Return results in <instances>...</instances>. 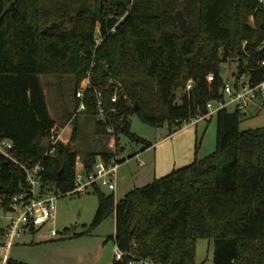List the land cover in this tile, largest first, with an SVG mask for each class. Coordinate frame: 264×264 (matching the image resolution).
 <instances>
[{
	"label": "trees",
	"instance_id": "obj_1",
	"mask_svg": "<svg viewBox=\"0 0 264 264\" xmlns=\"http://www.w3.org/2000/svg\"><path fill=\"white\" fill-rule=\"evenodd\" d=\"M178 9L186 27L177 25ZM97 32L103 38L98 46ZM244 40L249 51L264 40L259 0H0V142L10 139L14 145V160L0 153V199L8 203L26 189L19 163H35L49 147L56 122L41 75H74L76 95L94 63L85 120L95 119L99 135H110L112 125L116 137L125 133L145 150L153 142L131 130L130 116L167 125L172 133L207 114L209 101L224 98L222 65L243 53ZM110 78L123 85L116 102ZM179 89L184 90L180 102ZM98 92L108 121L99 118ZM216 115L214 152L118 201L114 192L96 186L93 221L68 236L90 234L115 212L116 233L109 239L128 254L162 264H196L198 240L209 239L214 264H264V126L241 129L248 116L236 108ZM79 136L80 125H75L70 142H60L44 160L45 186L63 192L74 187ZM112 155L89 151L83 161L92 169L98 157ZM5 264L27 263L8 258Z\"/></svg>",
	"mask_w": 264,
	"mask_h": 264
},
{
	"label": "built area",
	"instance_id": "obj_2",
	"mask_svg": "<svg viewBox=\"0 0 264 264\" xmlns=\"http://www.w3.org/2000/svg\"><path fill=\"white\" fill-rule=\"evenodd\" d=\"M260 7L264 8V0H259ZM251 20H254L252 15ZM114 30V29H112ZM103 38L100 33L95 35V43L98 46ZM247 41H243V53L234 57H227L222 66H225L226 73L232 67L235 71L232 73L233 81L225 78L223 86L224 98L219 100H211L207 103L208 113L192 119L204 118L217 113L220 109L232 106L248 115L253 105L264 104V40L253 50L249 51L246 47ZM221 54L223 53L220 48ZM94 56V55H93ZM94 63H92L91 68ZM86 72L76 91V98L79 100L77 113L86 109L85 92L92 87L91 76L92 69ZM213 74L208 76L212 80ZM110 83H114L115 93L112 101L118 99V92L123 89V85L119 81L110 78ZM193 85V79L187 83L186 89L190 90ZM97 108L99 118L108 121V112L104 108L101 93H97ZM113 111H115L113 109ZM108 131L115 135L112 125H109ZM63 142V134L53 127L49 137V147L45 151L40 160L35 163H19L26 176V189L11 197L8 203L0 199V236L5 239L3 245L9 250L14 244L15 239L27 232L36 231L44 227L48 228V232L52 237L59 235V231L55 228L57 217V200L66 195L78 196L94 190L96 186L104 189L114 190L116 188V177L119 167L118 153L110 156L108 160L98 157L92 169H88L83 159L77 157L74 170L75 180L74 187L63 192L55 187L44 185V160L55 154L57 146ZM13 142L10 139H3L0 142V153L13 159L11 150ZM3 241V240H2ZM6 261V257L4 258ZM115 264H162L152 257L138 256L128 254L121 250L116 244L113 257Z\"/></svg>",
	"mask_w": 264,
	"mask_h": 264
},
{
	"label": "rangeland",
	"instance_id": "obj_3",
	"mask_svg": "<svg viewBox=\"0 0 264 264\" xmlns=\"http://www.w3.org/2000/svg\"><path fill=\"white\" fill-rule=\"evenodd\" d=\"M94 7L97 8L98 5L94 4ZM179 10L181 9H178L177 11ZM234 71L235 68L232 67L224 73V77L233 81L232 73ZM41 80L50 115L55 120V126L57 129L63 134V143L68 144L70 142L75 125H80V136L77 141L79 155L77 157L83 159L84 154H87L89 151H94L97 153H118L120 158H126L129 160L131 157H136V154L142 151L144 146L143 143L132 140L125 133H119L118 137L113 134H97L95 132V119L85 120L84 113H77L78 103L75 95L76 83L74 75L43 74L41 75ZM183 92L184 90L182 89L178 90V102L181 101ZM229 109L233 110V107L230 106ZM208 121V123L212 126L216 125L215 116L212 120L209 119ZM130 124L131 130L134 133L142 139L151 142L160 140L163 137V127H167V125L154 126L148 124L144 122L137 113L130 116ZM240 127L243 129L242 125H240ZM209 135H211V129L209 130V133L206 134V137ZM201 136L202 133L199 135V140H201ZM46 143L49 144L48 141ZM135 160H131L132 162L125 164L124 167H128L127 165H130L131 163H136ZM103 190L105 192H113V190H109L107 188H104ZM97 207L98 197L93 190L78 196L66 195L60 197L57 200V217L55 224V228L59 231V235L52 237L48 232V228L44 227L36 231L27 232L16 238L15 243H18L14 245V248L21 246L23 241L28 238L34 239L38 243H43L44 241L46 242L51 238L54 240L57 239V241L69 240L71 238L68 235L72 232H83L88 228L94 219ZM110 217L111 216L106 218L96 227L94 231L96 232V235L93 237L103 234V232H101L103 230L106 235L112 231L113 226L111 220H109ZM85 235L88 236L89 234ZM2 240V243H4L5 239L2 238ZM2 245H0V252L4 251V247ZM115 249V242L113 240H109L102 264H114L113 257ZM213 256L214 242L209 239H199L196 247V264H214Z\"/></svg>",
	"mask_w": 264,
	"mask_h": 264
},
{
	"label": "crops",
	"instance_id": "obj_4",
	"mask_svg": "<svg viewBox=\"0 0 264 264\" xmlns=\"http://www.w3.org/2000/svg\"><path fill=\"white\" fill-rule=\"evenodd\" d=\"M214 116L216 117L215 127L208 123V120H212ZM247 116L248 118L241 123L243 130L264 126V104L253 105ZM210 129L211 135L206 137ZM201 133V140H199ZM197 145H199L198 153H196ZM216 146V113L189 122L172 133L169 132L168 126L163 127V137L160 140L137 153L136 157L119 163L117 184L113 190L116 200H121L135 188L142 187L178 167L191 163L196 156L203 158L211 154ZM131 160H135L136 163L124 167L125 164L132 162ZM110 216L109 220L113 228L107 235L103 230L101 231L103 234L93 237L96 235L95 228L88 236L70 237L71 239L65 241L51 238L46 242L38 243L28 238L21 246L14 248V245L18 243L16 242L9 250L2 245L4 251L0 252V262L5 264L6 257V259L13 258L27 264H102L108 241H114L109 237L115 235L117 228L116 213L113 212Z\"/></svg>",
	"mask_w": 264,
	"mask_h": 264
},
{
	"label": "water",
	"instance_id": "obj_5",
	"mask_svg": "<svg viewBox=\"0 0 264 264\" xmlns=\"http://www.w3.org/2000/svg\"><path fill=\"white\" fill-rule=\"evenodd\" d=\"M175 17H176V20H177V25L179 27H186L187 26L188 22H187V19L185 17V14H184L183 10L177 11ZM221 70H222V72H225V66H222L221 67ZM135 109L136 110L139 109L138 103H136Z\"/></svg>",
	"mask_w": 264,
	"mask_h": 264
}]
</instances>
